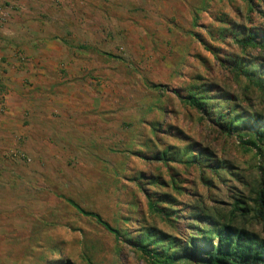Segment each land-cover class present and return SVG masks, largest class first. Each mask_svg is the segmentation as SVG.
<instances>
[{
	"label": "rangeland",
	"instance_id": "obj_1",
	"mask_svg": "<svg viewBox=\"0 0 264 264\" xmlns=\"http://www.w3.org/2000/svg\"><path fill=\"white\" fill-rule=\"evenodd\" d=\"M12 21L27 40L0 91L9 113L14 73L26 102L0 132V264H161L149 232L207 252L223 225L264 240V142L220 118L264 117V0H0Z\"/></svg>",
	"mask_w": 264,
	"mask_h": 264
},
{
	"label": "trees",
	"instance_id": "obj_2",
	"mask_svg": "<svg viewBox=\"0 0 264 264\" xmlns=\"http://www.w3.org/2000/svg\"><path fill=\"white\" fill-rule=\"evenodd\" d=\"M241 40H236L241 45H255L258 42V34L247 35L242 37ZM261 39L264 40V34L261 36ZM264 44V43H263ZM238 69L243 71L245 68L243 63H238ZM257 71V70H255ZM247 75H251L250 72H245ZM258 86L264 90V85L261 82L260 78L257 77ZM197 97L193 96L189 99L191 105L201 109L206 104V100H201ZM240 117V114H233L231 116L221 114L220 118L226 120V122H230L233 126L231 128L232 132L243 133L250 132L254 134V138L258 139L261 142H264V117L257 115L256 113H250L249 116L245 119L237 120ZM256 145V144H253ZM202 156H191L189 158L190 164L197 165L202 161ZM261 197V207L264 209V192ZM68 203L76 209L81 215L94 219L99 225H101L105 230L109 233L116 236L117 239L121 238V232L114 229L110 224L104 221V219L92 212H87L78 206L72 200H68ZM159 210V209H157ZM264 214V211L262 212ZM218 232H215V236L219 240L220 246L217 248H209L203 250L200 246L197 245L198 242H201L198 238H191L188 245L192 246V248L186 246L184 248V254H180L176 249V246L172 242H162L160 240H156L155 237L149 232V237L146 238L150 244L154 245L155 249L150 252L148 247L145 245L144 241L140 242V247L142 251L152 256L154 259L159 260L161 264H179L186 263L192 261L193 259H199L202 264H264V240H259L251 233L246 231H236L233 228L228 226H220ZM204 239H208L212 236L211 231L204 232ZM202 240V241H203ZM167 245V250L165 255H162L158 248L162 247V245ZM210 247V244H209ZM173 251V253H169Z\"/></svg>",
	"mask_w": 264,
	"mask_h": 264
},
{
	"label": "crops",
	"instance_id": "obj_3",
	"mask_svg": "<svg viewBox=\"0 0 264 264\" xmlns=\"http://www.w3.org/2000/svg\"><path fill=\"white\" fill-rule=\"evenodd\" d=\"M14 24L15 23L13 22V24L10 25L11 26L10 29L9 27L3 28V26H0V60H2L4 57H10L13 54V51L11 49H14L15 45L26 43L27 38H25V36L27 35L26 33H28V30H25V28L23 27L20 29V32L15 31ZM14 75H15L14 73H9V78H6L5 81L6 87L8 88V91H10L11 94L9 97L10 103L12 102L13 99H15V101L16 100L19 101L20 103L26 102V99L23 95V89L21 88L20 77L15 78ZM10 103L8 108L9 113L7 111L6 115L2 118V123L0 126V129H3L2 131L0 130V132L4 134V139L6 140L7 138H10L11 135L13 136L12 131L14 130V126L21 124L20 120L18 119L19 118L18 111L14 106L15 104H10ZM30 128L32 129V127ZM23 130H24L23 131L24 135L26 134L25 137L27 136V134L29 137V130L27 128ZM5 166L6 164L4 163V161L0 159V170H2Z\"/></svg>",
	"mask_w": 264,
	"mask_h": 264
},
{
	"label": "built area",
	"instance_id": "obj_4",
	"mask_svg": "<svg viewBox=\"0 0 264 264\" xmlns=\"http://www.w3.org/2000/svg\"><path fill=\"white\" fill-rule=\"evenodd\" d=\"M6 96L0 91V126L2 123V118L6 115ZM16 158L21 159V156L17 153L14 154Z\"/></svg>",
	"mask_w": 264,
	"mask_h": 264
}]
</instances>
